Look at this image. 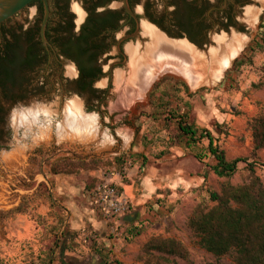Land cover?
<instances>
[{
    "label": "rangeland",
    "instance_id": "1",
    "mask_svg": "<svg viewBox=\"0 0 264 264\" xmlns=\"http://www.w3.org/2000/svg\"><path fill=\"white\" fill-rule=\"evenodd\" d=\"M262 21L264 10L258 24ZM258 24L253 37L262 39L263 48L249 52L248 42L235 57L245 51L246 60L238 67L232 62L215 86L202 85L189 91L183 79L170 74L154 80L146 103L137 105L129 144L95 151H81L59 141L36 147L3 186L0 264H58L56 245L64 235L69 241L63 248L64 264H235L231 254L216 257L202 248L187 220L199 201L214 204L208 200V190L219 192L224 181H247V162L253 164L254 174L264 184V147L252 151L250 125L264 111V33L259 32ZM162 77L166 80L160 81ZM170 110L187 112V122L210 130L228 159L241 157L245 161L238 162L231 177H217L208 167L212 158L205 155L207 140L186 148L176 120L169 118ZM195 153L201 154V160L194 157ZM128 161V173L133 172V176L150 174L161 186L164 181L160 178L169 176L166 183L172 187L153 194L144 204L145 216L135 223L123 227L112 219L102 229L86 221L71 230L62 209L64 203L57 204L54 197V171L70 175L77 187L81 179L89 176V182L95 181V173L119 170ZM122 183L121 189L130 198L141 192L140 183L134 179ZM136 229L139 233L132 235ZM154 236L179 241L186 256L145 249V243ZM50 246L52 261L48 259Z\"/></svg>",
    "mask_w": 264,
    "mask_h": 264
},
{
    "label": "water",
    "instance_id": "2",
    "mask_svg": "<svg viewBox=\"0 0 264 264\" xmlns=\"http://www.w3.org/2000/svg\"><path fill=\"white\" fill-rule=\"evenodd\" d=\"M31 1L0 0V23ZM41 3L40 34L46 42L44 29L49 10L47 0H41ZM122 3L132 13L127 0ZM118 5L113 3L110 6ZM69 10L75 24H79L84 14L80 3L70 0ZM132 10L139 18L136 37L123 42L120 51L113 46L109 52L97 56V59L116 57L123 63L111 65L115 60L112 59L100 64L102 76L93 86L101 90V101L87 102L76 95H57L49 102L31 101L8 115L9 137L0 145V205L5 181L44 142H64L81 151L129 144L137 105L146 103V93L160 75L183 78L189 91L202 85L213 87L218 84L223 72L254 36L264 10V0H247L235 14L234 22L240 31L246 28V34L233 29L212 34L205 48H197L186 39L160 31L146 20L141 3L134 1ZM30 11L33 8L30 7ZM61 69V76L55 84L58 90L64 78L76 74L75 66L69 61L62 60Z\"/></svg>",
    "mask_w": 264,
    "mask_h": 264
},
{
    "label": "flooded vegetation",
    "instance_id": "3",
    "mask_svg": "<svg viewBox=\"0 0 264 264\" xmlns=\"http://www.w3.org/2000/svg\"><path fill=\"white\" fill-rule=\"evenodd\" d=\"M69 1L47 0L46 42L40 34L41 0H32L0 23V145L9 137L8 115L31 101L49 102L57 95H76L87 102L102 100L101 90L93 86L102 76L100 64L112 59L111 65L123 63L116 57L97 56L113 46L120 51L123 42L136 37L139 18L132 10L134 1L142 4L149 23L197 48H205L212 34L231 29L247 33L234 22L247 0H127L132 13L122 0H76L84 13L79 24L74 22ZM113 3L119 5L111 7ZM94 28L95 34L91 33ZM90 53L94 54L91 60ZM62 60L71 62L76 74L64 78L58 90L55 84L61 76ZM83 67L96 68L98 73L85 75Z\"/></svg>",
    "mask_w": 264,
    "mask_h": 264
},
{
    "label": "trees",
    "instance_id": "4",
    "mask_svg": "<svg viewBox=\"0 0 264 264\" xmlns=\"http://www.w3.org/2000/svg\"><path fill=\"white\" fill-rule=\"evenodd\" d=\"M258 29L259 32L264 33V21L258 24ZM96 32L97 29L94 28L91 33L95 34ZM85 37L82 35L80 38L84 40ZM260 41L257 37H253L247 45V51L262 49L263 44ZM244 52L234 59L233 66L238 67L246 60ZM93 57L94 54L90 53L88 59L91 60ZM82 69L85 75L98 73L96 68L83 67ZM165 80L162 77L160 81ZM183 87L186 89L185 85ZM169 118L176 120L177 128L184 139L183 145L186 148L194 146L202 139L207 140L205 155L212 158L208 167L217 177H231L237 170L238 162L245 161L241 157L228 159L224 149L216 142V138L210 130L204 127L198 128L187 122V112L177 113L175 110H170ZM250 125L252 129V151L254 152L264 147V111L255 116L250 121ZM217 129L220 131L219 126ZM194 157L201 160V154L195 153ZM118 160H122V157ZM247 167L249 170L247 181L241 184H231L224 181L220 184L219 192L208 190V200L213 201L214 204L208 206L203 200L199 201L194 206L187 224L198 236L199 245L214 256L220 257L231 254L235 264H264V184L254 174L253 164L247 162ZM54 173L58 174L57 171ZM138 233L139 230L136 229L132 235ZM62 240L63 238L58 240V245H56L57 249L61 247L58 264L65 263L62 259L63 248L65 249ZM144 247L166 254L186 256L184 247L173 238L154 236L145 243ZM51 248L52 246L49 247L48 255L50 261H52V257H50ZM103 261L105 262L104 259Z\"/></svg>",
    "mask_w": 264,
    "mask_h": 264
},
{
    "label": "crops",
    "instance_id": "5",
    "mask_svg": "<svg viewBox=\"0 0 264 264\" xmlns=\"http://www.w3.org/2000/svg\"><path fill=\"white\" fill-rule=\"evenodd\" d=\"M98 173V172H97ZM95 173V177L97 176ZM135 175L133 172H129L126 177H124L121 181H117L119 186L123 185L122 182L127 181L128 179H134L138 181L141 185V192L138 195L133 196L132 198L127 197L129 202V208L123 214L129 213L128 216L118 215L111 219L105 220L101 213L94 207V205L89 201L88 190L94 185L95 181L92 180L89 182V176L85 178V180L81 179L78 183L77 187H75L72 182L73 179L70 175L67 174H53V193L54 197L57 200V204L59 202L64 203L62 209L65 214L68 216V223L70 225L71 230L79 229L86 221H89L92 225L96 227H101L104 229L106 227L107 222L115 221L122 225L123 227L135 223L136 221L142 219L146 214V206L144 205L147 200L159 189H168L171 186L169 181L166 183L167 179L170 177H161L160 180H163V186L161 184L154 183V176H149L143 174L141 176H133ZM71 178V179H70ZM165 178V179H164ZM94 181V182H93ZM175 185L178 184L176 180H174ZM174 184V183H173ZM174 185V186H175ZM122 188V187H121ZM123 190V189H122ZM111 221V222H112ZM68 237L64 235L62 244L68 243ZM63 245V246H64ZM61 249V247H60ZM60 249L58 251H60ZM64 251V249H63Z\"/></svg>",
    "mask_w": 264,
    "mask_h": 264
},
{
    "label": "built area",
    "instance_id": "6",
    "mask_svg": "<svg viewBox=\"0 0 264 264\" xmlns=\"http://www.w3.org/2000/svg\"><path fill=\"white\" fill-rule=\"evenodd\" d=\"M130 168L128 161L119 170L99 171L94 185L88 190L89 201L105 220L121 215L129 208L128 199L117 181H121Z\"/></svg>",
    "mask_w": 264,
    "mask_h": 264
},
{
    "label": "bare ground",
    "instance_id": "7",
    "mask_svg": "<svg viewBox=\"0 0 264 264\" xmlns=\"http://www.w3.org/2000/svg\"><path fill=\"white\" fill-rule=\"evenodd\" d=\"M162 75H165V74H162ZM162 75H160V76H162ZM160 76H159V77H160ZM174 76H176V75H174ZM159 77H158V78H159ZM176 77L181 78V77H179V76H176ZM181 79H183V78H181ZM183 80H184V79H183ZM184 81H185V80H184ZM107 149H109V148H107Z\"/></svg>",
    "mask_w": 264,
    "mask_h": 264
}]
</instances>
